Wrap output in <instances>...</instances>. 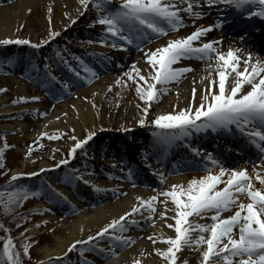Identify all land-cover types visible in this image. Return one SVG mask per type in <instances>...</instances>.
Instances as JSON below:
<instances>
[{
  "label": "snow or ice",
  "instance_id": "1",
  "mask_svg": "<svg viewBox=\"0 0 264 264\" xmlns=\"http://www.w3.org/2000/svg\"><path fill=\"white\" fill-rule=\"evenodd\" d=\"M79 4L85 11L90 4L96 10L97 16L92 26L95 24L102 26V36L96 42L125 51L129 46H134L138 52H143V58L148 66L145 73L137 67L136 61L122 72V77L126 78L123 83L127 85L128 81H131L135 93L143 102L138 124L141 127L152 128L151 135L154 138L152 152L149 155L148 150L145 149L141 153L143 165L158 178L157 183L163 185L166 176L163 172L152 168V160L155 159L156 163L163 164L168 152L177 146V142H181L189 150L191 157L196 160L192 167L203 171L205 175L199 178L193 177L186 184H172L167 189L162 187L158 190L154 189L156 194L147 199L136 197L138 204H134L130 211L124 212L118 218H113L99 228L95 235L74 240L68 246L67 252L77 251L81 258L86 251L100 252L105 260L115 257L117 255L115 249L119 248L122 251L136 243L135 239L125 233H128L132 227L142 230L143 226L136 219L137 216H145L147 213L146 222L155 224L152 217L156 215L158 197L162 196L164 199L160 203L164 205L165 210L158 215L165 217L168 211L173 213L168 219L174 223H167V220L165 223L169 229L174 230L175 235L165 238L163 233H160L149 235L147 239L153 245L158 240L167 245L164 249L154 248L155 255L162 258L164 264H188L187 259H181L178 256L184 248L198 253V264H264V60L258 56L254 57L252 52H245L243 48L229 47L226 52L221 51L220 40L201 39L215 28L222 29L225 23H230L226 16L218 17L214 25L197 27L186 36L169 39L155 49H146L145 46L152 43L153 39H159L168 35L169 32H175L187 26L185 17L181 15L182 12L187 14L193 23L195 19L202 18L203 13L198 10L201 7L200 0H191V2L189 0H118V2L116 0H79ZM215 5L230 7L242 19H250L253 16L264 19V0H204V6L209 9ZM78 12L83 15V11L78 9ZM75 22V18L70 19V23ZM22 27L23 25H20V28ZM66 29L67 25H65ZM60 35L59 31L51 30V17H49L48 36L40 42L34 43L27 38H4L0 39V46H29L39 50ZM239 39L247 46L246 35H241ZM88 43L93 41L89 40ZM101 55L105 59H110L106 53ZM56 56L62 58L61 52L57 51ZM75 59L83 68V76L79 69L69 65L67 59L63 62L70 66V70L78 79L88 82L98 78L94 68L85 67L82 58L75 57ZM186 59L204 62L207 69L215 70L218 79H213L212 71H209L206 77H201V82L207 79L208 84L201 89L199 103L195 102L197 89L194 81L192 97L187 107L177 111L173 106L172 112L157 114L153 119L148 120L149 110L158 101L161 92H166L169 84L178 83L185 74L193 70L190 66H178L182 60ZM5 60L9 66L17 62L15 57H7ZM213 60L215 64L211 63ZM29 64L36 72L40 71L36 64L31 61ZM49 67L47 63L43 65L45 79L49 83L60 84L57 77L47 71ZM229 76L232 80L226 88ZM121 83V78H117L115 84L120 86ZM73 85L77 86L74 82ZM61 88L67 89L68 83H63ZM111 88L112 85H109L108 90L111 91ZM4 91L6 89L0 88V92ZM39 99L38 96L19 98L23 102L29 100L36 102ZM36 114L37 116L46 115L39 111ZM209 132L226 135L239 133L244 144L253 151V155L246 156L243 165L233 162L225 166L226 157L222 153L205 152L190 143H185L194 134ZM95 135V132H89L83 139H77L75 135L70 136L69 139L74 143L67 152V158L56 161L51 169L42 167L36 172L13 174L9 184L0 190L2 214H11L30 197L38 198L48 193H51L48 195L49 200L58 197L67 201L63 193L46 182L44 192L40 188L30 190L26 185L17 186L12 182L23 176L35 177L49 170L67 166L69 159H74L78 150L86 157L88 152L85 146ZM39 137H46L49 140L61 138L46 132L39 133ZM8 147L6 141L0 147V168H4V152ZM31 151L32 147L29 146L26 155ZM52 158L55 159L54 156ZM244 165H251L253 175L249 174ZM187 167L189 166L185 164H176L169 174L180 175ZM4 174L0 173V175ZM122 178L133 181V169L128 167L126 175ZM63 179L68 184L79 181L89 185L96 192L101 191L100 187L93 185L82 175L65 173ZM253 179L259 183L260 187L253 183ZM221 184L224 186L219 187ZM241 197H246L249 202L245 204ZM168 201H171L173 205L171 209L168 208ZM48 211L51 210L48 209ZM226 211H232L233 214L224 216L223 213ZM33 214L42 215L43 213ZM27 218L17 213L16 219L20 222L15 226L21 227L22 222ZM46 224L47 221H41L34 225V228ZM33 230L25 228L24 232L20 233L21 243L18 246L10 234L11 229L0 222V231L6 234L0 237L2 241L0 264H23L24 258H31L30 248L33 242L25 233H31ZM102 241H107L109 245L107 249L100 247ZM67 252L62 257L49 259L47 264H64ZM141 255L144 253L142 252ZM82 264H89V262L82 259ZM132 264H141V260L134 259Z\"/></svg>",
  "mask_w": 264,
  "mask_h": 264
},
{
  "label": "bare ground",
  "instance_id": "2",
  "mask_svg": "<svg viewBox=\"0 0 264 264\" xmlns=\"http://www.w3.org/2000/svg\"><path fill=\"white\" fill-rule=\"evenodd\" d=\"M19 2L21 5L27 3L28 6L32 8L39 7L38 4L52 8L54 11H56V16L55 18H51V22L52 23H55L57 21L60 22L58 25H55L57 29H62L63 23L67 20L65 13L63 17L62 12L69 8L77 9L78 5H80L79 0H20ZM74 12H76V10H74ZM21 15H22V11L20 9L14 10L13 7L0 9V24L2 26L0 30V39L18 37V35L13 32L17 26V23L19 24L18 21ZM49 17L50 16H48V20H47L48 22H49ZM6 28H7V31H6L7 33L4 32ZM34 41H37L36 38L34 39ZM160 45H161V42H158L155 45L146 47V49H155L156 47ZM103 49L109 50L110 52L115 51L116 57L117 58L122 57L124 60L126 59L127 55H133V54H128L127 50L125 51V50L113 49L110 46L107 48L106 46H104ZM135 61L137 62V67L141 69L142 73H145V69H147L148 66L143 58V52H140L136 55ZM120 65H117L116 68L120 67ZM180 66H190L193 70L187 73L188 78L185 80L187 82L184 81V83H181L180 85L179 83L175 85H171V84L168 85L169 87L167 88V91L173 92V93L163 102V104H160V102H162L164 99L163 97H161V95L159 96L158 101L154 103L153 106L149 110V113L151 111L154 112L155 114L154 116H156L157 114L165 113V112H172L174 110L173 106H175V110L177 111L180 108L187 107L189 100L192 97L191 90H192V87L194 86L193 85L194 81H195V87L197 89L195 102L199 103L201 89L204 88V86L208 84L207 79H204L203 82H201V77H206L209 71H212L213 79H218L215 70L207 69L205 64H200V63L185 64L184 62H180ZM107 70H108L107 67H104V69L102 70L103 74H105ZM117 78H121L122 83L120 86H118V91L116 93V96L113 98L112 92L117 89L116 84H115V81L117 80ZM124 79L126 78L122 77L121 75L120 76L119 75L117 76L103 75L99 79L98 83L91 86V88L87 89L85 92L91 94L94 98H96L98 103H103L104 105H106V108L104 110L108 108L109 110H114L113 112L123 113L124 115H127V117L133 119L134 117L137 116V113H136L137 110L135 111V109L142 110L141 106L143 105V102L139 99V97L135 93L134 86L133 84L130 83L131 81H128L127 85H125L123 83ZM231 80H232V77L230 78L229 76L228 80L226 81V88L229 85L227 83H230ZM10 81H11V85L13 87L15 86L17 89L15 90V93H19L22 96L28 97V98L32 96H38L40 99L39 101H36L35 103L43 104V102L41 101L42 99L41 94L36 95L35 93H33L32 95H29L27 94L26 86L23 85L21 81L15 79L14 77H12ZM109 85H112L111 91H108ZM213 90H215V88ZM107 97H109V100L105 99ZM131 97H134V100L138 99L139 103L136 105V108L129 104V100ZM45 104L48 106L49 102L46 101ZM69 104H71L69 100L59 104V106H57V108L54 109L52 114L49 115L41 125L39 124L36 125V128H34L33 134H27L26 132H24V134L22 133V131L25 130L27 127L24 121L15 122L14 124H9V125L0 124V131L10 132L11 134H14L18 142L22 141V134L24 135L23 138L28 139V138H33V137L36 138V136L39 135V133L46 132L50 135L55 134L61 138H63L66 135L68 141H70L69 137L72 135H75L77 139H81L83 136L81 132L82 129L86 130L87 134L89 132H96L98 125L95 126L96 125L95 118L96 116L100 117L102 115V110L101 112L100 111L96 112L97 110L92 109L85 113V112H82L79 108L74 106L75 108H77L75 112L77 114L78 119H74V116L65 118L67 117L66 110ZM73 105H77V102L74 101ZM138 105H140L139 108H138ZM59 107L60 109H63V110L62 111L59 110ZM32 110L39 111L42 113H45L47 111L42 105H37L36 107L34 105H29V104H26L23 107L8 109L6 111L8 113L13 112V111L16 113H24V112H28ZM57 117H59V119H57ZM98 129L99 130L109 129V131L117 130L116 127L111 126V125H103V126H100ZM67 144L69 145V143ZM57 146H60V145H57ZM51 166H52L51 163H48L47 161H43L37 166V168L31 169L29 171H24L22 169H15L12 171L11 176L17 173L36 172L42 167L51 169ZM152 168L160 172H163L164 174H167L169 172L165 164H161V166L160 164H157V165L153 164ZM190 168L191 167H189V169ZM247 169L250 175H253L252 169L249 167H247ZM87 170L88 171H85L81 173L80 175H82L84 179L91 181L93 185H96L101 188V191L96 192L93 190L92 187H90L89 185H86L90 190L93 191L92 194L94 196L99 195V197L93 200H88V199H83V198L77 199L68 189L64 187L53 186V188L57 189L59 192L63 193L67 197V201H65V203L69 204L73 208L81 210V214L78 215V219L72 224L62 225L61 233L63 234V237L57 238V245L55 248L42 247L38 249V253L41 255V258H40L41 260H46L51 257H62L63 254L67 252V248L70 245V243L73 242L74 240L80 239L79 238L80 233L83 236H86V234L89 232L88 230L92 229V230L97 231L99 228H101L102 226L110 222L113 218H118L124 212L130 211V208L134 204H138L136 197H142L144 199H147L148 197L156 194L154 190H145L142 188L134 189L131 186L127 184H122V183L110 182L109 184H105V182L99 180V176L97 173L91 172L90 168H87ZM133 170H134V173L136 172V175L149 174L154 177V182H157L158 180V178L155 177L152 174V172L141 163L140 164L138 163L136 168H133ZM200 176H203V175H200V174L188 175V173L174 175V179H168V183L166 184L164 189L169 188L172 184H186L193 177L199 178ZM146 180L147 179L145 178L140 181L144 182ZM254 182L257 183V181H254ZM121 193H126V196L124 197V195H121ZM111 199L117 200V201L109 203L108 201H110ZM163 199L164 198L162 196L158 197L159 201ZM241 200L245 204L249 202L246 197H241ZM89 201L95 203V208H93L91 213L87 210L88 206L90 205ZM37 206L40 207L42 205L38 204ZM172 207L173 205L171 204V201H168V208L171 209ZM164 210H165L164 205H162L161 203L160 205H156V212L158 214ZM231 214H233L232 211L227 213L224 216H228ZM171 215H173L171 211H168L165 217H160L158 215L157 216V226L156 228H153L152 230H150L149 235H153V234L158 235L160 233H163L165 238L169 236L174 237L175 235L174 230L169 229L165 223V220H167V223H174V221H172L171 219H168V217H170ZM145 216H137L136 219L141 224H146L147 222L145 220ZM56 218H57L56 215H53V214L50 215V214L44 213L42 221L56 222L57 221ZM139 231L140 229H136L132 227L130 228V231L126 233V235L131 236L133 239H138L140 237ZM144 240H145V237H143V239H141L138 243L135 244V248H132L131 250H127L121 253L120 255L117 256V258L115 257L114 259H112L109 262V264H130L132 263L134 259H140L141 262H143L144 259H146L144 258V255H147L149 257L148 261L151 264H158V263L164 264V261L162 260V258L155 255L154 248L164 249L167 247V245H165L164 243H161L159 240L157 241L155 245H153L152 242L147 243L148 241L146 240L144 241ZM101 246L102 247L104 246V241L100 243V247ZM142 252L144 253V255H141ZM196 254L198 253L195 251H191L188 248H184L182 252L178 253V256L181 259H187L188 262H192V259L196 256Z\"/></svg>",
  "mask_w": 264,
  "mask_h": 264
},
{
  "label": "rangeland",
  "instance_id": "3",
  "mask_svg": "<svg viewBox=\"0 0 264 264\" xmlns=\"http://www.w3.org/2000/svg\"><path fill=\"white\" fill-rule=\"evenodd\" d=\"M20 0H0V9L2 8H11L13 7L14 10H21L22 11V15L19 18V24L17 23V26L14 30L13 33L17 34L18 37L17 38H27L30 40H33L36 38L37 41H41L43 39H45L48 36V30H49V22L48 20V16H50L51 18H55L56 16V11H54L51 8V12H49V7L47 6H43L41 4H38L39 7L36 8H32L30 6H28L27 3L25 4H20L19 2ZM78 9L80 11H82V6L78 5L77 9H72L69 8L67 10H64L62 12L63 17H64V13L65 16L67 17V20L63 23L62 29H57L55 27V25H58L60 22L57 21L55 23L51 24V30L53 31H59L61 34V41L63 43V46L65 47V49H67V53H71V57H74V60L69 61V64H72V66L74 68L79 69L82 72V76H83V68L80 67L78 61L75 59V57H80L82 58V60L85 62V67H94V70L96 71V67L97 64L100 63L98 57H102V55H99L98 53H100L101 50H96L97 47H103L106 46L105 45H101L100 43L96 42L98 41L101 36H102V26L99 24H95L94 26H92L94 24V21L96 20V10L91 7V10L88 12V15L85 16L84 19H82L79 23H77L75 26L73 27H69L68 23L70 21V19L73 18H77L80 16ZM30 10V11H29ZM74 10H76V12H74ZM20 25H23L22 28H20ZM65 25H67V29L69 30L66 31L65 30ZM1 24H0V30H1ZM19 29V30H18ZM7 31V28L4 32ZM7 33V32H6ZM89 40H92L93 43H95V45H93L92 43H88ZM35 42V41H34ZM65 42H67V46L65 45ZM56 44V48L59 49L58 47V43ZM61 50V49H60ZM107 51V50H105ZM107 54L109 57L108 52H102V54ZM62 58L59 59L60 62H62L64 65L65 63L63 62L65 58V56L61 55ZM102 59H105L102 57ZM106 60V59H105ZM75 61V62H73ZM135 61V58L133 56L128 57L127 59L123 60L121 63V69L119 70H114L111 71L109 73H107L106 75H121L122 76V72L127 70L128 66H130L132 64V62ZM24 63L25 61H19L17 59V62L15 64H13L11 66V68H4V71H7V76H5L4 74L0 75V88L6 89V91L4 92H0V105H3L6 102L9 101H13L15 99H19L22 95L19 93H15L16 87L11 85V76L15 77V79L19 80L22 82L23 85L26 86L27 88V94L32 95L34 92V90H32V88H34L37 91V94H41V101L43 102V104L40 103H35V102H23L21 101L20 106L29 103L30 105H34L37 107V105H42L45 110H47L45 113L46 115L40 116L39 118L37 117V114L33 111H29L27 113V115L24 114H20V117H18V119H22L24 116V121L26 123V129L22 131V133L24 134V132H26L27 134H33L34 132V128H36V125L39 124L41 125L46 118L52 114V112L54 111L55 108H57V106H59V104H55V103H51L49 100L45 99L44 95L42 92H40V90L36 89L35 87H33L34 81H32L30 79V74L27 73L24 70ZM118 63V64H119ZM53 65V64H52ZM69 66V65H66ZM116 66L115 64L112 65L111 67ZM55 69V65L54 68ZM70 69V67H69ZM58 72H61L60 70L57 69ZM8 73H10V75H8ZM44 73V72H43ZM72 77V76H71ZM70 76H68L67 78H71ZM73 77H76L75 74ZM82 80V79H81ZM99 82L98 78H94L88 82H82L83 86L79 87L78 89H76V91H74L73 93H71L70 95H67V97H65L64 99H66L65 101L69 100V102H71V104H69V106L67 107V117H71L74 116V119H78L77 114L75 112V110H77V108H79L82 112H88L90 110H97L96 112L102 110V115L100 117L95 118V126L98 125V128L100 126L103 125H111L114 127L117 126H124V125H136L138 124V120L141 118V109H135L137 116L134 117L133 119L127 117V115H124L123 113L120 112H113L114 110H109L108 108L106 110H104L106 108V105H104L103 103H98L97 99L94 98L91 94L86 93L85 91L89 88H91V86L95 85L96 83ZM187 82V81H185ZM132 84V82H130ZM181 83H184V81H181ZM87 85V86H86ZM131 87V86H130ZM72 88V87H71ZM116 90H114L112 92V97L114 98L116 96V93L118 91V86L116 85ZM65 91H67V93L69 92L68 89H66ZM109 91V90H108ZM173 92H169L168 95L166 96H170ZM111 97V99H112ZM164 100L162 102H160V104H163V102L167 99V97L163 96ZM106 100H109V97L105 98ZM110 99V100H111ZM49 102V105L47 106L45 103ZM64 101V102H65ZM76 101L77 105H73V102ZM63 103V102H62ZM138 99L134 100V97H131L129 100V104L133 107L136 108V105L138 104ZM61 104V103H60ZM159 104V106H160ZM142 105V103H141ZM77 108H75V107ZM17 107V106H16ZM143 107V105L141 106ZM12 108V107H10ZM14 108V107H13ZM59 110H63L60 109ZM154 112L152 111V115L154 117ZM61 118V117H60ZM21 121V120H20ZM65 121V120H64ZM15 122H9V123H3L0 122L1 125H9V124H14ZM97 128V130H98ZM82 132V138H85L87 136L86 130H81ZM22 134V141L18 142L15 138L14 134H11L10 132H8V134H5V140L7 144L9 145L8 149L5 150L4 152V159H6V163H4V168H0V173H5L4 175H0V182L4 183L7 180H9V176L10 173L15 170V169H22L24 171H29L31 169H35L37 168V166L43 162V161H47L48 163H51L52 165L56 163V161H58L61 158H67V152L70 148V146L74 143L71 139L70 141H68L66 135L63 138H59L56 140H49L46 137L45 138H41L39 137V135L33 138H23L24 135ZM67 140V141H66ZM24 141V142H23ZM35 141V143H34ZM69 143V145L67 143ZM105 143L110 144V146H114V143H110L109 140H105L102 136L98 137L92 144L88 145L87 148V152L88 154H92V155H97L99 157L102 158V162L105 163L106 165H108L109 167H111V169H107L106 172L108 171V173L111 175L115 174L116 169H120V165L119 162L117 161V159H111L110 156H115L116 158H118V154L120 155V151H118L117 149L115 150H107V147L103 144ZM1 144V142H0ZM60 145V146H57ZM29 146L32 147V151L30 154H28V156L26 155L28 153V149ZM100 148H104V151H101ZM57 149H59L57 151ZM123 152V151H122ZM30 155V156H29ZM32 155V156H31ZM55 157V159H53L52 157ZM83 157L84 156L79 152V156L75 157L74 159H69L70 165L72 167L74 166H78V162H79V157ZM105 156H109L107 158H105ZM92 161H90V159H85L84 158V165L81 166V169H85L86 165H93V167H96V170L101 173V170H104V166L100 167L97 165L98 162L93 163L94 161H96V158L93 156L91 158ZM112 165H115V167H112ZM101 169V170H99ZM113 169V170H112ZM92 172H94L93 170H91ZM112 171V172H111ZM72 175H75L74 173H71ZM68 187L70 188V190L72 192H74L78 197L82 196L85 197L83 194L85 193L86 195H88L89 193L86 190V187L84 188V186L82 187L77 181L76 182H72L71 184H68ZM48 195H51V193H49ZM48 197V196H47ZM58 197H53V200H57ZM45 204H43V207H38L37 204H32L30 210H32L34 213L37 212H42L43 214H55L57 216V221L56 222H47L46 225H41L39 228H34V225L40 223L43 219V214L39 215L36 214V219H34L33 217H31L29 214H24L25 216H27L28 218L22 222V226L18 227V232H21L23 230V228L27 227L29 229H34L31 233H25L26 236H29L30 241L33 242L32 243V247L30 248V256L31 258H24L23 259V264H35L38 263L41 259V255L38 253V249L42 248V247H48V248H55L57 245V238L58 237H63V234L61 233V228L63 224L66 225H70L73 222H75L78 219V215L80 214L77 210H74L73 208H70L69 206H67L66 204L63 206L62 209L58 210L56 209V207L54 206L55 202H53V204H51V201L48 199H45ZM63 204V203H62ZM158 204V202L156 203ZM91 206H94V204H92ZM89 205L88 207V211L91 213L92 212V207ZM48 209H50L51 211L49 212ZM68 209V210H66ZM27 210V209H26ZM72 210V211H71ZM20 212V207L17 209V213ZM57 213V214H56ZM61 214V215H60ZM0 215L3 216L2 214V210L0 209ZM67 215V216H66ZM158 216V214L156 213V215H154L152 218H155L153 220H155V222L157 221L156 217ZM34 219V220H33ZM32 220V221H31ZM7 223H10L9 225H12L15 228L16 223L20 222L16 219V214L13 215V217L11 218H6ZM144 229H142V231H140L139 233L141 234V236L136 240V243H138L141 239H143V237H145V240L148 241L147 243H151L150 240L147 239V237L149 236V232L150 230H152L153 228H156V224L152 225V224H146L144 227ZM89 232L86 234V236L89 235H94L97 231L95 230H88ZM18 232L15 230V234H18ZM144 235V236H143ZM16 236V235H15ZM86 236H83L80 233V239H85ZM143 236V237H142ZM144 240V241H145ZM16 241V238H15ZM107 241H105L106 243ZM21 243V239H17L16 244L19 246ZM109 247V245L105 246L104 248L107 249ZM131 248H135V243L130 245L129 247H127L125 250H130ZM0 250H2V242L0 243ZM124 250V251H125ZM116 253L117 250L115 249ZM73 253H70L68 256L71 258ZM86 255H88L90 257V259L92 260L91 264H108L109 261L111 259L105 260L104 256L100 253V252H92V251H86L85 252ZM198 257L195 256L194 258ZM144 261L141 262V264H151L148 261V256L144 255ZM132 264V263H130ZM161 264V263H160ZM188 264H198V259L189 262Z\"/></svg>",
  "mask_w": 264,
  "mask_h": 264
},
{
  "label": "trees",
  "instance_id": "4",
  "mask_svg": "<svg viewBox=\"0 0 264 264\" xmlns=\"http://www.w3.org/2000/svg\"><path fill=\"white\" fill-rule=\"evenodd\" d=\"M6 198H7V197H6ZM18 208H19V207H18ZM18 208H16L15 211H13L11 214H8V215H4V214H3V215H4L6 218H11V217H13V215L17 214V209H18ZM0 209L2 210V208H0Z\"/></svg>",
  "mask_w": 264,
  "mask_h": 264
}]
</instances>
